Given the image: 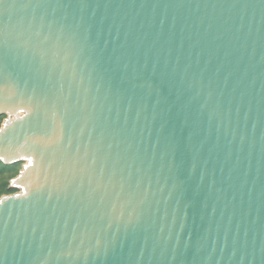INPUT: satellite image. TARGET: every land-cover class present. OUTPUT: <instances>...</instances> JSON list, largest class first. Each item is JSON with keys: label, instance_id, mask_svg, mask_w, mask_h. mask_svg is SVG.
Instances as JSON below:
<instances>
[{"label": "water", "instance_id": "95a60500", "mask_svg": "<svg viewBox=\"0 0 264 264\" xmlns=\"http://www.w3.org/2000/svg\"><path fill=\"white\" fill-rule=\"evenodd\" d=\"M0 264H264V0H0Z\"/></svg>", "mask_w": 264, "mask_h": 264}, {"label": "trees", "instance_id": "16d2710c", "mask_svg": "<svg viewBox=\"0 0 264 264\" xmlns=\"http://www.w3.org/2000/svg\"><path fill=\"white\" fill-rule=\"evenodd\" d=\"M0 119L3 120L4 118L0 117ZM1 123L2 122H0V125H1ZM19 166H21V164H15V165H11V166H4V165H2L0 163V175L4 174V173H9V172H16V170H18ZM8 187H9V185H7V183H3L2 184V186H1L2 190H0V197L3 195L4 192H5L4 194H11V193L15 192L14 189H9ZM3 190H5V191L2 192Z\"/></svg>", "mask_w": 264, "mask_h": 264}, {"label": "rangeland", "instance_id": "374dc122", "mask_svg": "<svg viewBox=\"0 0 264 264\" xmlns=\"http://www.w3.org/2000/svg\"><path fill=\"white\" fill-rule=\"evenodd\" d=\"M3 120L0 119V122H2ZM21 169V166H19L18 170H16V172H9V173H4V174H1L0 175V190H2L1 186L3 183H7V185L10 184L11 180L14 179L17 175H18V172L20 171ZM5 190H3L2 192H4ZM1 192V193H2ZM18 192V190H15L14 193ZM5 193V192H4ZM2 196H8V195H11V194H4ZM1 196V197H2Z\"/></svg>", "mask_w": 264, "mask_h": 264}]
</instances>
